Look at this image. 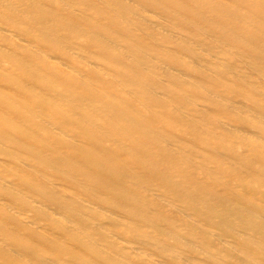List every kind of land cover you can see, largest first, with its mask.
Instances as JSON below:
<instances>
[{"label":"bare ground","instance_id":"obj_1","mask_svg":"<svg viewBox=\"0 0 264 264\" xmlns=\"http://www.w3.org/2000/svg\"><path fill=\"white\" fill-rule=\"evenodd\" d=\"M0 264H264V0H0Z\"/></svg>","mask_w":264,"mask_h":264}]
</instances>
